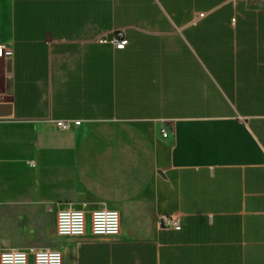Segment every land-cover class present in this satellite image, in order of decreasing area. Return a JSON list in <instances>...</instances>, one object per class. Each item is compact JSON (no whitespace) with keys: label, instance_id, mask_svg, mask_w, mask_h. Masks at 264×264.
<instances>
[{"label":"crops","instance_id":"crops-1","mask_svg":"<svg viewBox=\"0 0 264 264\" xmlns=\"http://www.w3.org/2000/svg\"><path fill=\"white\" fill-rule=\"evenodd\" d=\"M0 43V254L264 264V0H0ZM68 204L84 236L58 235Z\"/></svg>","mask_w":264,"mask_h":264},{"label":"built area","instance_id":"built-area-1","mask_svg":"<svg viewBox=\"0 0 264 264\" xmlns=\"http://www.w3.org/2000/svg\"><path fill=\"white\" fill-rule=\"evenodd\" d=\"M100 42H109L118 49H123L128 43L124 30H118L108 38L102 35ZM13 49L0 43V77L8 74L9 62L13 58ZM0 93V97H1ZM55 126L61 130H70L73 126L80 124L79 120H54ZM167 130H162L165 133ZM85 214L84 211L68 204L57 213V233L62 237H81L85 234ZM159 225L172 227L175 230L181 229L180 221L175 216L164 217L159 221ZM93 233L97 236H118L121 232V217L117 210L107 206H102L94 210L92 214ZM64 264L62 253L54 248L46 247L33 249L27 252L20 248H5L0 254V264Z\"/></svg>","mask_w":264,"mask_h":264},{"label":"rangeland","instance_id":"rangeland-1","mask_svg":"<svg viewBox=\"0 0 264 264\" xmlns=\"http://www.w3.org/2000/svg\"><path fill=\"white\" fill-rule=\"evenodd\" d=\"M31 261H32V259H31Z\"/></svg>","mask_w":264,"mask_h":264}]
</instances>
